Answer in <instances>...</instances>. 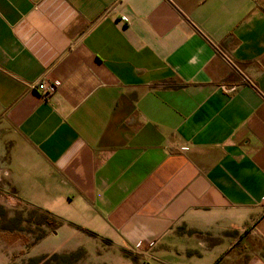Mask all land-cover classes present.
<instances>
[{"label":"crops","instance_id":"crops-1","mask_svg":"<svg viewBox=\"0 0 264 264\" xmlns=\"http://www.w3.org/2000/svg\"><path fill=\"white\" fill-rule=\"evenodd\" d=\"M0 187L118 264H264V0H0Z\"/></svg>","mask_w":264,"mask_h":264},{"label":"rangeland","instance_id":"rangeland-1","mask_svg":"<svg viewBox=\"0 0 264 264\" xmlns=\"http://www.w3.org/2000/svg\"><path fill=\"white\" fill-rule=\"evenodd\" d=\"M13 193L0 187V264H118L120 252L104 241L94 246L72 229L52 231Z\"/></svg>","mask_w":264,"mask_h":264},{"label":"trees","instance_id":"trees-1","mask_svg":"<svg viewBox=\"0 0 264 264\" xmlns=\"http://www.w3.org/2000/svg\"><path fill=\"white\" fill-rule=\"evenodd\" d=\"M31 207V206H30ZM39 216L42 218L41 224L47 225L52 231H57L60 227H62L65 222L54 216L48 211H44L39 208L31 207ZM82 232L87 233L89 235H93L90 232H87L83 229H80Z\"/></svg>","mask_w":264,"mask_h":264},{"label":"built area","instance_id":"built-area-1","mask_svg":"<svg viewBox=\"0 0 264 264\" xmlns=\"http://www.w3.org/2000/svg\"><path fill=\"white\" fill-rule=\"evenodd\" d=\"M35 89L39 90L42 93L43 97L47 98L55 91L56 86L54 84H46L42 82L35 86Z\"/></svg>","mask_w":264,"mask_h":264}]
</instances>
